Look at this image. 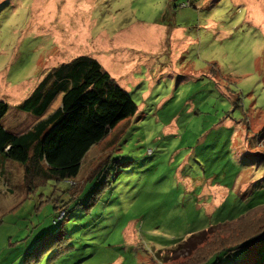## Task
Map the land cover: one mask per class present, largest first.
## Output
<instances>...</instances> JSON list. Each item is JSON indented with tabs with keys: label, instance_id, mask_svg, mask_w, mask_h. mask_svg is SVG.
Returning a JSON list of instances; mask_svg holds the SVG:
<instances>
[{
	"label": "rangeland",
	"instance_id": "obj_1",
	"mask_svg": "<svg viewBox=\"0 0 264 264\" xmlns=\"http://www.w3.org/2000/svg\"><path fill=\"white\" fill-rule=\"evenodd\" d=\"M79 54L96 57L138 109L89 148L72 179L28 183L9 161L0 264H198L264 226L260 204L212 222L244 206L235 187L247 171L256 182L240 191L264 187V0H0V97L24 98ZM117 133L119 144L103 148ZM111 149L121 164L109 184L67 200L68 181L75 197ZM215 264H264V237Z\"/></svg>",
	"mask_w": 264,
	"mask_h": 264
},
{
	"label": "trees",
	"instance_id": "obj_2",
	"mask_svg": "<svg viewBox=\"0 0 264 264\" xmlns=\"http://www.w3.org/2000/svg\"><path fill=\"white\" fill-rule=\"evenodd\" d=\"M58 96L60 103L49 112V107ZM16 107L35 116H45L25 132H10L1 122L9 103L0 97V157L20 163L24 181L30 178V183L32 178L39 179L41 182L38 181L37 185L47 179L59 181L75 177L89 148L105 140L111 130L138 109L128 89L124 88L96 57L89 54H79L50 67ZM118 133L112 139L106 140L103 148L108 149L115 142L119 144L122 138ZM256 137L258 141L264 140V128ZM113 150L106 151L89 171L78 195L68 196L67 200H80L83 194H87L86 197L90 200L99 194L102 186L109 184V175H114L115 166L121 164L117 155L112 154ZM151 151L148 150L149 153ZM249 177L253 178L251 173ZM249 188L250 196L243 202L244 206L240 210L217 213L213 221L220 222L221 225L229 223L245 216L251 208L259 204L264 205V187L251 190L250 185ZM87 204H91L90 201ZM65 214L66 210L62 215ZM242 230V233L237 234V238H231V241L227 240L228 243L219 245L198 264H215L222 255L239 247L250 248L253 243L264 237L262 225L254 230L251 227ZM49 233L52 231L45 232L42 237ZM180 240L182 239L169 238L166 241L171 244ZM39 257L36 256L32 262H36Z\"/></svg>",
	"mask_w": 264,
	"mask_h": 264
},
{
	"label": "crops",
	"instance_id": "obj_3",
	"mask_svg": "<svg viewBox=\"0 0 264 264\" xmlns=\"http://www.w3.org/2000/svg\"><path fill=\"white\" fill-rule=\"evenodd\" d=\"M110 74L112 76H114L111 72H110ZM34 87H35V85H34ZM22 99H23V96L22 97L18 96L17 99L12 101L11 103L7 101L9 103V108H8L7 112L4 114V116L1 119L3 127L5 129H7L8 131L13 132L15 134H19V133L27 131V129H29L37 120H39L40 118L45 116V114L42 115V116H35V115L30 114V113H28L26 111L18 109L16 107V104L19 103ZM59 103H60V96H58L53 101V103L49 107L48 111L49 112L52 111ZM10 160L11 159H9V158L0 157V164H1L0 171L2 170L1 167H3V169L6 167V170L8 172L6 174V176H4V177L0 175V184L2 183V181L4 179V181L6 183L7 190L10 191V192H14V190H15L14 189L15 185H13L14 176H12V171H11V165H13V164H12V162H9ZM20 172H21L20 176H22V178H23V176H24L23 168H22V170H20ZM249 176H250V173L247 171V173L244 174L243 179L241 180V182H239L238 185L235 187V191H237V194L239 196H241V199H243V200H247V198H249L250 195H249V191H240V186H241L243 181L245 182L246 180L249 179L248 178ZM69 179H72V178H69ZM253 180L254 179L251 178V182H250V180L248 181L249 184L250 183L252 184ZM57 184H59V183H57ZM30 190H32V189H30ZM224 190H225V188L222 189V191H224ZM53 191L54 192L55 191H59L60 192V190H58L57 187H55V189ZM63 191H66L68 193V196L72 197V195L74 193V188H72L71 186L69 187V181H68L67 187H65V189ZM79 191L77 192L76 195H78ZM27 192H29V190ZM29 193H31V192H29ZM251 195H252V191H251ZM212 222H214V221L212 220Z\"/></svg>",
	"mask_w": 264,
	"mask_h": 264
}]
</instances>
